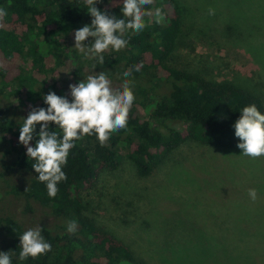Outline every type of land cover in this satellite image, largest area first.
<instances>
[{"label": "trees", "instance_id": "16d2710c", "mask_svg": "<svg viewBox=\"0 0 264 264\" xmlns=\"http://www.w3.org/2000/svg\"><path fill=\"white\" fill-rule=\"evenodd\" d=\"M96 6L123 18L122 0H101ZM0 8L7 12L0 27V251L9 252L12 264H149L124 238L87 214L83 190L93 187L104 172L117 169L123 155L140 178H147L185 143L236 147L234 123L240 111L255 104L264 113V93L250 78L216 80L176 62L184 34L179 0L146 5L153 13L145 17L148 26L126 33L127 47L103 53V65L74 48L75 30L93 19L84 0H0ZM156 8L165 13L162 23L155 22ZM128 69L133 70L128 79L136 99L127 127L104 145L95 135L76 141L63 169L67 179L58 184L56 197H49L19 142L24 118L33 107L47 108L43 97L51 91L71 101L69 85L100 71L120 88ZM50 130L61 131L54 123ZM235 204H242L235 211L247 217L248 224L264 222V209L253 206L250 214L249 205ZM44 215L55 219V227L40 224ZM73 220L78 223L74 233L68 231ZM33 221L41 225L52 250L21 260L20 235L36 227Z\"/></svg>", "mask_w": 264, "mask_h": 264}, {"label": "rangeland", "instance_id": "374dc122", "mask_svg": "<svg viewBox=\"0 0 264 264\" xmlns=\"http://www.w3.org/2000/svg\"><path fill=\"white\" fill-rule=\"evenodd\" d=\"M179 1L184 34L176 62L216 80L250 78L264 93V0ZM82 195L87 214L149 264H264V222L248 224L235 211L239 202L250 214L264 209V157L243 156L237 146L185 143L147 178L123 155Z\"/></svg>", "mask_w": 264, "mask_h": 264}, {"label": "clouds", "instance_id": "9594fccd", "mask_svg": "<svg viewBox=\"0 0 264 264\" xmlns=\"http://www.w3.org/2000/svg\"><path fill=\"white\" fill-rule=\"evenodd\" d=\"M99 2L101 0H84L93 19L91 24L75 30L74 48L83 52L86 59L96 58L103 65V53L109 49L119 52L127 47L130 36L126 37V33H138L148 26L145 17L153 13L145 6L153 4L154 0H122L123 18L109 15L107 9L101 11L96 6ZM209 14L214 15L215 10L209 9ZM154 15L156 23H162L166 18L161 8H156ZM6 16V10L0 8V27ZM89 38L93 40L86 43ZM132 71L128 69L123 72L124 81L120 88L113 87L103 71L88 75L78 84L69 85L71 101L51 91L43 97L48 107H33L24 118L19 142L26 147L28 159L34 161L32 166L38 173V180L46 184L49 197L55 198L59 191L58 184L67 179L63 169L76 141L95 135L104 145L113 134L127 127L136 99L133 82L128 79ZM135 71H140V65L135 66ZM240 112L241 116L234 123L235 136L239 139L237 147L242 150L243 156L252 159L264 157V113L255 104L245 106ZM53 123L60 132L50 130ZM37 125L40 126L38 133ZM36 137L38 139L33 146L31 142ZM248 195L255 201L257 190L249 189ZM77 229V221L68 224L69 232L74 233ZM19 246L21 260L37 258L52 250L51 243L42 235L41 226L24 231L20 235ZM0 264H12L9 252L0 251Z\"/></svg>", "mask_w": 264, "mask_h": 264}]
</instances>
